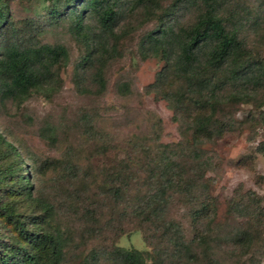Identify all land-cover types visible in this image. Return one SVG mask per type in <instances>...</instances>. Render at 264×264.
Masks as SVG:
<instances>
[{
	"label": "rangeland",
	"instance_id": "obj_1",
	"mask_svg": "<svg viewBox=\"0 0 264 264\" xmlns=\"http://www.w3.org/2000/svg\"><path fill=\"white\" fill-rule=\"evenodd\" d=\"M3 1L8 9L5 26L14 29L8 35L14 33L23 42L62 44L68 51L66 62L54 68L56 85L22 100L0 95V134L20 152L15 156L0 140V193L8 196L14 189L11 197L18 212H31L34 207L25 202L28 188L21 180L27 174L32 194L54 205V223L68 236L62 264H121L114 257L116 247L168 257L172 249L163 235L168 221L180 225L187 240L201 241L203 264H264V96L219 105L209 136L192 139L186 129L190 116L188 122L187 117L176 119L161 95L181 84L168 72L159 81L164 59L140 53L144 35L162 20L190 25L200 6L159 0L151 15L144 16L141 6L123 4L110 34L100 27L96 11L83 13L77 33L67 9L56 19L50 17L52 0ZM225 1L223 6L247 15L242 37L247 48L264 58L263 0ZM250 16L259 17L256 26ZM97 72L104 81L101 88ZM179 106L181 113L194 112L191 103ZM165 144L174 148L168 152L177 166L171 173L178 170L194 183L191 194L159 186L155 156ZM197 157L199 164L193 161ZM74 166H80L76 179L71 178ZM5 172L10 173L3 178ZM114 184L122 186L118 201L110 196ZM153 196L163 202L158 210ZM232 197L248 205L246 209L233 213ZM202 202L207 209L195 218ZM150 212L157 219H148ZM243 231L253 238L246 249L234 245V237ZM149 236L154 245L147 243Z\"/></svg>",
	"mask_w": 264,
	"mask_h": 264
},
{
	"label": "trees",
	"instance_id": "obj_2",
	"mask_svg": "<svg viewBox=\"0 0 264 264\" xmlns=\"http://www.w3.org/2000/svg\"><path fill=\"white\" fill-rule=\"evenodd\" d=\"M48 8L51 18L56 19L66 9V15L74 17L76 32L81 33L83 13L87 10L96 11L97 21L105 32L113 33L112 27L118 19L120 7L123 4L131 9L141 6L144 16H149L158 7L159 0H52ZM58 2H61L59 4ZM174 4L192 2L200 6L196 20L187 26H174L170 21L162 20L153 30L147 32L140 44L142 56L161 57L166 62L164 69L159 72L158 80L165 77L166 72L172 73L181 84L177 91L162 90V97L170 104L176 119L186 118L189 121L187 130H191L192 139L205 138L210 132L208 126L219 105L227 102H250L256 96H264V58L254 54L247 48L242 37L244 22L249 19L236 9L225 5V0H173ZM79 3L78 9L76 4ZM263 3V4H262ZM264 7V0L260 3ZM251 15V13H250ZM8 19L7 5L0 0V95L11 100H22L33 92L49 89L56 85V72L54 68L66 62L68 51L62 44L37 43L11 34V26L6 27ZM250 16L251 26L258 24L259 17L254 20ZM245 22V23H246ZM102 48L101 51H103ZM89 55L84 58L87 60ZM99 71V70H97ZM99 87L104 81L97 72ZM126 84H123V88ZM188 101L185 102L184 99ZM263 100V99H262ZM180 103H191L195 108L193 114L183 112ZM209 113H205L206 110ZM182 115V116H181ZM182 118V119H183ZM219 132V131H218ZM0 134V140L8 144L9 151L15 156L19 155L16 146L11 145ZM174 148L165 144L157 150L156 164H159V186L164 190L190 192L195 189L194 183L181 172L175 170V158L172 154ZM264 154V148H263ZM197 161L198 157L193 158ZM203 162V161H202ZM201 164V163H200ZM175 166V167H174ZM76 173L72 179L79 178L77 173L80 166H74ZM177 171V172H176ZM5 172L3 178L6 177ZM37 167L32 171V177H37ZM27 189L26 204L34 209L31 212H18V204L11 197L14 189L6 194L0 193V264H62L64 247L68 240L60 226L55 222V207L48 200L34 196L29 186L27 174H21ZM113 198L118 201L122 186H110ZM21 195L20 190H16ZM164 191H161L163 196ZM11 197V198H10ZM157 202L159 196H153ZM248 200V199H246ZM244 200L245 203L247 201ZM163 203V202H162ZM162 203L157 202L154 209H160ZM194 212L199 218L206 209L207 204L202 202ZM233 213L246 209L248 205L243 201L229 200ZM248 204V203H247ZM150 212L148 219L157 216ZM244 216V215H243ZM248 217L247 215H245ZM146 219V217H145ZM254 219V218H253ZM164 236H168L172 252L168 257L161 258L160 252L154 255L149 250H140L134 247H116L114 257L121 264H203L200 260L201 241L193 238L187 240L180 225L168 221ZM149 236L147 242L154 245ZM253 241L251 235L245 231L238 232L234 237V245L248 248Z\"/></svg>",
	"mask_w": 264,
	"mask_h": 264
}]
</instances>
